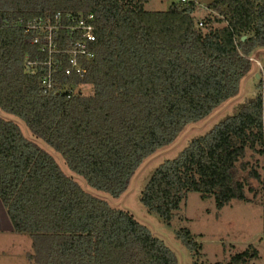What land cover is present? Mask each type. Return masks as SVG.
Segmentation results:
<instances>
[{
  "label": "trees",
  "instance_id": "obj_1",
  "mask_svg": "<svg viewBox=\"0 0 264 264\" xmlns=\"http://www.w3.org/2000/svg\"><path fill=\"white\" fill-rule=\"evenodd\" d=\"M146 1L0 0V21L11 24L0 27V111L112 198L127 190L144 159L236 97L251 71L245 57L264 49V0H212L206 10L193 0L164 12L144 10ZM55 13L93 15L94 56L82 61V79H63L62 90L43 95L37 76L25 71V57L37 50L21 26ZM259 115L254 97L236 105L155 168L141 205L169 225L189 191L212 198L218 210L250 202L249 192L257 197ZM0 202L14 232L31 239L30 264H177L145 226L85 192L2 118ZM175 238L197 255L187 229ZM256 257L249 247L225 264Z\"/></svg>",
  "mask_w": 264,
  "mask_h": 264
},
{
  "label": "rangeland",
  "instance_id": "obj_2",
  "mask_svg": "<svg viewBox=\"0 0 264 264\" xmlns=\"http://www.w3.org/2000/svg\"><path fill=\"white\" fill-rule=\"evenodd\" d=\"M198 1L206 5L212 0ZM176 2L179 0H147L143 8L147 11L164 12ZM256 54L259 58H263L264 49ZM257 85L256 79L249 72L241 81L236 97L223 103L202 121L187 125L171 144L144 159L132 176L127 190L118 198H112L108 194L88 187L81 177L69 171L60 155L35 138L22 121L1 111L0 118L15 123L25 138L52 156L62 172L73 179L85 192L104 200L111 208L128 213L145 226L154 237L161 240L174 253L177 264H192L193 261H197L198 264H225L232 255L243 252L249 247L257 252V257L250 260L249 264H264V213L260 193L257 197H253V193L249 192L247 198L250 202L232 201L218 210L212 198L202 200L198 193L189 191L181 205V210L169 225L157 215L148 213L140 203L141 192L155 168L182 151L192 139L203 136L221 119L232 114L236 105L251 99ZM81 90L83 94L89 93L87 87H82ZM184 228L199 245L196 256H191V253L175 238V233ZM8 237L1 244L9 249L11 255L16 252L21 256L23 251L32 253L29 237L16 233ZM11 255L7 256V259L11 258L10 263L2 262L5 257L1 255L0 264L17 263V259Z\"/></svg>",
  "mask_w": 264,
  "mask_h": 264
},
{
  "label": "built area",
  "instance_id": "obj_3",
  "mask_svg": "<svg viewBox=\"0 0 264 264\" xmlns=\"http://www.w3.org/2000/svg\"><path fill=\"white\" fill-rule=\"evenodd\" d=\"M180 2L186 3L188 0ZM21 23L22 21H19V24ZM8 25H11L9 21H0V27ZM21 27L26 32L32 33L29 43L37 50L36 54L25 57V71L30 76H37L43 95L58 89L62 90L63 79L72 76L80 79L84 77L86 69L82 66V61L90 60L94 56L91 50V45L95 41L92 14L62 16L60 13H55L52 17L29 20ZM258 51L245 58L250 62V73L258 84L253 97L257 99L260 110L258 160L261 181L260 200L264 213V57L259 58L256 54Z\"/></svg>",
  "mask_w": 264,
  "mask_h": 264
},
{
  "label": "crops",
  "instance_id": "obj_4",
  "mask_svg": "<svg viewBox=\"0 0 264 264\" xmlns=\"http://www.w3.org/2000/svg\"><path fill=\"white\" fill-rule=\"evenodd\" d=\"M181 0H179V2H176L175 4H178L180 3ZM189 1V0H188ZM196 1V4L198 5L199 8H205L207 6L200 3L198 0H195ZM14 232L13 230V227L11 225V222L5 212V209L2 205V203L0 202V256L3 255L5 257V259L2 261L4 263H10L11 262V258L7 259V256L8 255H11L9 253V249L5 246H2L3 244L2 241H4V239L6 238H9L8 236L12 235ZM15 245V244H14ZM9 247H14V246H11L9 245ZM27 254H29L28 252L26 251H23V253L21 254V256L19 255V253H14L12 254L11 256L14 258V259H17V263H13V264H30L29 261L27 260Z\"/></svg>",
  "mask_w": 264,
  "mask_h": 264
},
{
  "label": "water",
  "instance_id": "obj_5",
  "mask_svg": "<svg viewBox=\"0 0 264 264\" xmlns=\"http://www.w3.org/2000/svg\"><path fill=\"white\" fill-rule=\"evenodd\" d=\"M244 39H245V37L242 38V40H244Z\"/></svg>",
  "mask_w": 264,
  "mask_h": 264
}]
</instances>
